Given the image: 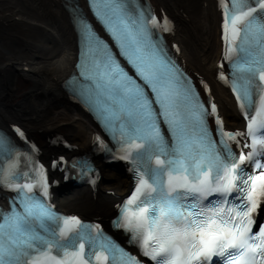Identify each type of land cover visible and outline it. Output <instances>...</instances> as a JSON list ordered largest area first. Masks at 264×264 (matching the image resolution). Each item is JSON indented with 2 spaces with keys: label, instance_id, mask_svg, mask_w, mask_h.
I'll list each match as a JSON object with an SVG mask.
<instances>
[{
  "label": "bare ground",
  "instance_id": "obj_1",
  "mask_svg": "<svg viewBox=\"0 0 264 264\" xmlns=\"http://www.w3.org/2000/svg\"><path fill=\"white\" fill-rule=\"evenodd\" d=\"M153 1L175 22L173 35L181 60L213 82L226 122L238 125L233 103L213 75L220 56L215 0ZM72 28L62 0H0V126L21 127L39 143L44 160L62 148L52 146L48 136H60L77 152L91 147L95 130L64 89L76 52ZM104 176L94 188L78 187L57 196V204L83 214L110 216L130 178L111 171Z\"/></svg>",
  "mask_w": 264,
  "mask_h": 264
}]
</instances>
